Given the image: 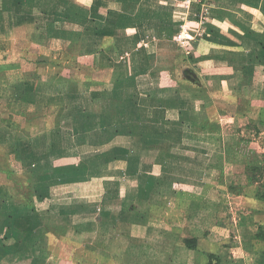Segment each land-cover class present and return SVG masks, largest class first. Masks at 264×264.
<instances>
[{
	"label": "crops",
	"instance_id": "1",
	"mask_svg": "<svg viewBox=\"0 0 264 264\" xmlns=\"http://www.w3.org/2000/svg\"><path fill=\"white\" fill-rule=\"evenodd\" d=\"M254 129L264 0H0V264H264Z\"/></svg>",
	"mask_w": 264,
	"mask_h": 264
},
{
	"label": "trees",
	"instance_id": "2",
	"mask_svg": "<svg viewBox=\"0 0 264 264\" xmlns=\"http://www.w3.org/2000/svg\"><path fill=\"white\" fill-rule=\"evenodd\" d=\"M253 132H254L253 136L254 135L258 136L259 133L256 129H254ZM256 136H254V137H256ZM249 140L250 139L242 138V140H241L242 145L238 148L239 152L245 156L252 153L256 148V146L253 143H251ZM247 168L249 170H251L250 172L252 173L248 176V183H252V182L259 183V181L262 178H264V163L262 165V161H260L259 159H254L252 161H248L247 162ZM14 182L16 184H20L19 181H14ZM262 185L264 186V181H263ZM234 189L236 190V188H233V186H228L229 191L236 192L237 190L235 191ZM258 197L260 200H264V191H258ZM254 236L256 238L264 240V228L261 225L258 227L257 232L255 233ZM184 243H185L187 248H196L197 240L196 239H184Z\"/></svg>",
	"mask_w": 264,
	"mask_h": 264
},
{
	"label": "built area",
	"instance_id": "3",
	"mask_svg": "<svg viewBox=\"0 0 264 264\" xmlns=\"http://www.w3.org/2000/svg\"><path fill=\"white\" fill-rule=\"evenodd\" d=\"M191 0H186V2L190 3ZM176 40L178 41V43L180 45H185L186 42L189 40V35L188 33L186 32V30H183L181 33H177L176 34Z\"/></svg>",
	"mask_w": 264,
	"mask_h": 264
},
{
	"label": "rangeland",
	"instance_id": "4",
	"mask_svg": "<svg viewBox=\"0 0 264 264\" xmlns=\"http://www.w3.org/2000/svg\"><path fill=\"white\" fill-rule=\"evenodd\" d=\"M250 134L253 135V133H251V132H250ZM263 134H264V133H263ZM263 134L259 133L258 136H256V135H254V136H256V138H257V137H259V136H261V135L263 136ZM263 157H264V154H263ZM263 157H262V158H263ZM262 179H263V178H262ZM262 179H261L260 182H259V183H261V184H262V182L264 181V179H263V180H262Z\"/></svg>",
	"mask_w": 264,
	"mask_h": 264
}]
</instances>
